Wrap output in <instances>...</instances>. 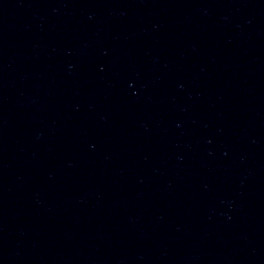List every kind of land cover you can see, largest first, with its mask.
<instances>
[{
    "label": "water",
    "instance_id": "95a60500",
    "mask_svg": "<svg viewBox=\"0 0 264 264\" xmlns=\"http://www.w3.org/2000/svg\"><path fill=\"white\" fill-rule=\"evenodd\" d=\"M0 264H264V0H0Z\"/></svg>",
    "mask_w": 264,
    "mask_h": 264
}]
</instances>
